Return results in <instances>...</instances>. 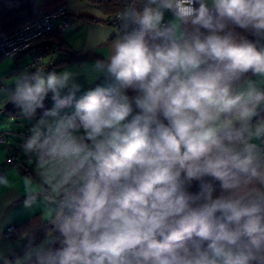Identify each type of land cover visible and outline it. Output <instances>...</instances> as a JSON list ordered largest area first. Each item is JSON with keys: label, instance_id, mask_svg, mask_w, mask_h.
Returning <instances> with one entry per match:
<instances>
[{"label": "clouds", "instance_id": "obj_1", "mask_svg": "<svg viewBox=\"0 0 264 264\" xmlns=\"http://www.w3.org/2000/svg\"><path fill=\"white\" fill-rule=\"evenodd\" d=\"M116 20L102 58L0 80L30 123L24 206L44 209L0 264H264V0H133Z\"/></svg>", "mask_w": 264, "mask_h": 264}, {"label": "crops", "instance_id": "obj_2", "mask_svg": "<svg viewBox=\"0 0 264 264\" xmlns=\"http://www.w3.org/2000/svg\"><path fill=\"white\" fill-rule=\"evenodd\" d=\"M41 12L48 13L61 6L67 8V21L70 26L59 32L61 39L67 47L82 56L89 57L88 59H75L72 62L65 64L67 66L79 65L85 61L91 63L96 58H102L107 55L108 44L115 39L117 28L113 25L104 22L102 13L93 6H90L86 0H36ZM171 18V14H166V20ZM59 22H56V25ZM111 33V37L107 43H101L104 38ZM90 34L94 42L97 44L95 50L87 48ZM35 50L30 51L27 55L31 56ZM26 55V56H27ZM24 56L23 58H26ZM70 56L67 53L56 51L50 58L45 61L52 60L54 64L68 60ZM3 59L0 60V63ZM45 63V62H44ZM43 67L51 70L52 68L60 69L61 66L49 67L47 64ZM64 66V65H62ZM22 71L19 69L16 62L7 63L5 66H0V80L9 78ZM103 79L96 81L94 84H85L84 91L88 88H94L97 84H104ZM83 91L78 94L82 95ZM50 99L47 107L52 106ZM30 123L20 114L14 104L0 103V136L6 138V144H0V171L7 172L9 176L10 186L8 188H0V250H7L9 245L15 246L18 241L12 239L6 240L1 238L2 233L11 225H19L29 218L36 215H44L42 207L26 208L24 206V176L32 173L33 166L27 162L18 144L21 142V135L27 134V128ZM26 133V134H25ZM12 156V164L7 165V157ZM28 171L30 173H28ZM17 250V249H16Z\"/></svg>", "mask_w": 264, "mask_h": 264}, {"label": "trees", "instance_id": "obj_3", "mask_svg": "<svg viewBox=\"0 0 264 264\" xmlns=\"http://www.w3.org/2000/svg\"><path fill=\"white\" fill-rule=\"evenodd\" d=\"M90 6L96 7L103 15L104 22L112 25L110 19L114 16L119 15L121 10L126 4H130L133 0H86ZM55 10V9H54ZM41 14H43L38 7L36 0H0V32L9 33L20 26H23L32 20L38 18ZM114 26V25H113ZM115 27V26H114ZM238 31H240L238 29ZM250 40L255 41L256 38L253 36L248 37ZM51 45L56 46V51H61L67 53L70 58L68 60L53 64V67L62 66L72 62L75 59H88L87 56H82L76 52L70 50L67 45H65L61 39V35L59 32H53L36 43L32 50L42 49L46 50ZM19 59L15 62L19 63ZM131 95L132 93L129 92ZM51 97L45 101V105L47 104ZM39 111V110H38ZM12 164V163H11ZM28 173H30L28 171ZM191 191L198 190V182H194L192 185ZM40 215L33 216L23 223L16 226L12 239L19 238L20 234L27 228L31 227L34 223L39 221ZM22 249L19 248L17 252H21Z\"/></svg>", "mask_w": 264, "mask_h": 264}, {"label": "built area", "instance_id": "obj_4", "mask_svg": "<svg viewBox=\"0 0 264 264\" xmlns=\"http://www.w3.org/2000/svg\"><path fill=\"white\" fill-rule=\"evenodd\" d=\"M67 8L66 6L58 7L57 9L41 14L38 18L32 20L31 22L20 26L19 28L9 32H0V60L5 58H12L15 61L20 58V60L26 56L30 50L38 43L39 40L45 36L55 32L63 31L70 26L67 21ZM118 16V15H117ZM114 16L110 19L112 25L117 28V20ZM56 22H59L56 25ZM264 43V41H261ZM56 50L55 45H51L46 50L37 49L33 52L31 57V62L25 66L18 65L19 69H29L32 70V65L37 64L38 66H44L46 59L50 58ZM19 60V62H20ZM45 62V63H44ZM49 67H53V61L48 60L46 63ZM26 134V133H25ZM0 144H6V138L0 136ZM13 162V157L8 156L6 164L9 165ZM0 174H3L0 171ZM16 225L9 226L1 235V238L10 240L13 237Z\"/></svg>", "mask_w": 264, "mask_h": 264}, {"label": "rangeland", "instance_id": "obj_5", "mask_svg": "<svg viewBox=\"0 0 264 264\" xmlns=\"http://www.w3.org/2000/svg\"><path fill=\"white\" fill-rule=\"evenodd\" d=\"M13 61H15V60L12 59V58H5V59H3L2 62L0 63V66H5L7 63H12ZM29 62H31V57H30L29 55H27L26 58H22V59L20 60L19 63H16V65H19V64H20L21 66H25V65H27ZM12 240H14V241H18V238H16V239H12ZM18 250H19V248H17L16 251H18Z\"/></svg>", "mask_w": 264, "mask_h": 264}]
</instances>
